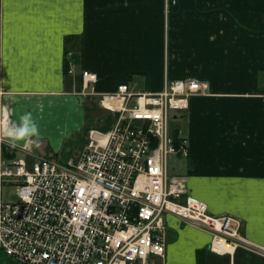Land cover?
<instances>
[{
    "label": "crops",
    "instance_id": "crops-1",
    "mask_svg": "<svg viewBox=\"0 0 264 264\" xmlns=\"http://www.w3.org/2000/svg\"><path fill=\"white\" fill-rule=\"evenodd\" d=\"M163 13V0H0V112L19 130L3 156L34 140L33 162L66 161L118 85L157 93L165 79L200 80L207 92L170 113L189 151L174 168L209 215L241 221L252 249L211 253L210 233L167 214L158 264H264V0H177L166 34ZM82 71L96 75L95 94L83 93Z\"/></svg>",
    "mask_w": 264,
    "mask_h": 264
},
{
    "label": "built area",
    "instance_id": "built-area-1",
    "mask_svg": "<svg viewBox=\"0 0 264 264\" xmlns=\"http://www.w3.org/2000/svg\"><path fill=\"white\" fill-rule=\"evenodd\" d=\"M175 2L168 0L164 12ZM81 78L83 93L95 94L96 75L82 71ZM202 94L193 79H165L157 93L120 84L103 95V108L116 115L112 128L89 131L75 160L43 157L30 166L3 156L18 129L1 106L0 251L19 264H152L164 256L167 214L210 233L211 253L251 250L238 218L209 215L182 180L170 177V158L186 160L189 152L187 140L170 133V113ZM6 188L16 202L2 200Z\"/></svg>",
    "mask_w": 264,
    "mask_h": 264
},
{
    "label": "rangeland",
    "instance_id": "rangeland-1",
    "mask_svg": "<svg viewBox=\"0 0 264 264\" xmlns=\"http://www.w3.org/2000/svg\"><path fill=\"white\" fill-rule=\"evenodd\" d=\"M176 1V3H177V0H175ZM168 2V0H163V6L165 5V3H167ZM163 15H164V22H163V25H164V32H165V34L167 33V31L169 30V27H170V25H169V12L168 13H166V12H164L163 13ZM170 57L171 56V53H168L167 51H166V57ZM187 79H193V78H187ZM194 80V79H193ZM196 80V79H195ZM196 81H198V82H200L201 84H202V82L200 81V80H196ZM207 91L205 90V93H206ZM44 100H46V98L44 99ZM69 106H71V103L69 102ZM95 107H97V108H95L94 110H89V112L90 113H87V115H86V119H87V121H94V118H95V116H99L100 115V117H102L103 118V120H101L100 121V123H99V125L97 126L96 125V123L95 124H93V125H89L88 127H86L81 133H79L78 134V137L79 138H81V140H80V143L77 145V147L78 146H80L81 147V145H82V142L85 140V136L87 137V135H88V132L89 131H91V130H98V131H107L108 129H109V127H110V125H111V118H114V114L113 113H111L110 111H108L109 113H107L105 110H103V108H102V105L101 106H98L97 105V103L95 102ZM6 111H7V114L9 115V111L7 110V109H5ZM178 113H181V112H178ZM0 114H2V112H0ZM114 120V119H113ZM170 122V121H169ZM177 123H175V122H173V121H171V123H170V125H169V127L171 128V130L173 131V130H178L179 129V127H177L176 129H173L174 127H175V125H176ZM17 129V128H16ZM171 131V132H172ZM175 131H173V133L175 132ZM17 135L16 136H18L19 135V130H18V132L16 133ZM15 136V137H16ZM13 146V145H12ZM12 146H10V147H12ZM2 148H4V146L2 147ZM47 148V147H46ZM22 148H20V147H15L14 148V150L13 151H11V150H9V154L11 155V158H6V159H20L19 157H17L16 155H14V153H16L15 151L16 150H19V151H24V149H22ZM34 149V140H30L29 141V146H28V148H27V150L26 151H24L27 155H26V157H23V158H21L24 162H25V164L27 165V166H30V165H32L34 162H33V160L35 159V155L34 154H32L31 153V151ZM5 150V149H4ZM30 151V152H29ZM79 151V149L77 150V151H75V152H78ZM12 152H14V153H12ZM12 153V154H11ZM80 153H81V151H79L76 155H70V156H66L65 157V159H70V160H75L77 157H78V155H80ZM36 154V153H35ZM61 158H63V156L64 155H59ZM47 157H53V158H57L58 159V161H59V159H61L60 157H57V155H52V156H47ZM178 159V158H177ZM64 160V159H63ZM174 158H170V161H169V165H170V167H169V172H170V177H172V178H176V179H179V180H181V178H180V176L179 175H177V173H179V170L181 169V167H180V163L181 162H179V164H177L176 166H175V168H174V165H175V163L177 162V160H175V162H174ZM37 161V160H36ZM35 161V162H36ZM61 162H64V161H61ZM183 199V197H181V199L180 200H182ZM2 200L3 201H6V202H16L17 201V198H16V196H15V194H14V189H9V188H6V189H4V191H3V195H2ZM254 251V250H253ZM255 252H257V251H255ZM215 258H216V256H215ZM159 260H160V258H151V262H152V264H158L159 263Z\"/></svg>",
    "mask_w": 264,
    "mask_h": 264
},
{
    "label": "water",
    "instance_id": "water-1",
    "mask_svg": "<svg viewBox=\"0 0 264 264\" xmlns=\"http://www.w3.org/2000/svg\"><path fill=\"white\" fill-rule=\"evenodd\" d=\"M0 264H19L0 251Z\"/></svg>",
    "mask_w": 264,
    "mask_h": 264
},
{
    "label": "bare ground",
    "instance_id": "bare-ground-1",
    "mask_svg": "<svg viewBox=\"0 0 264 264\" xmlns=\"http://www.w3.org/2000/svg\"><path fill=\"white\" fill-rule=\"evenodd\" d=\"M226 247H227V248L229 247V244H228V243H226Z\"/></svg>",
    "mask_w": 264,
    "mask_h": 264
},
{
    "label": "trees",
    "instance_id": "trees-1",
    "mask_svg": "<svg viewBox=\"0 0 264 264\" xmlns=\"http://www.w3.org/2000/svg\"><path fill=\"white\" fill-rule=\"evenodd\" d=\"M175 141L177 140L175 137H174Z\"/></svg>",
    "mask_w": 264,
    "mask_h": 264
}]
</instances>
